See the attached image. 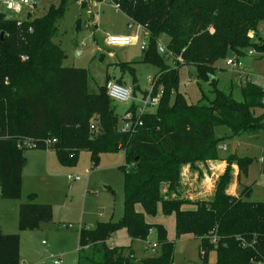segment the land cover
I'll return each mask as SVG.
<instances>
[{
    "label": "trees",
    "instance_id": "obj_1",
    "mask_svg": "<svg viewBox=\"0 0 264 264\" xmlns=\"http://www.w3.org/2000/svg\"><path fill=\"white\" fill-rule=\"evenodd\" d=\"M109 1L140 27L147 41L142 62L159 68L150 83L152 96L159 97L155 111L137 114L132 104L124 122L130 126L124 131L105 86L91 92L87 70L64 65L66 54L54 43L58 25L71 4L80 2L85 9L88 1L60 0L45 16L31 19L28 14L25 21L0 13V198L21 199L28 149L53 152L64 167L74 166L82 152L97 164L101 155L123 151V218L78 229L76 264H174L175 245L166 229L146 219L156 217L158 210L175 216L177 239L189 235L201 240L205 262L207 253L215 251L216 264L264 263V203L250 201L252 189L243 185L239 196L228 195L229 168L209 200L190 201L179 192L183 165L226 159L242 172L249 163L232 152L221 156L225 152L218 148L215 128L227 127L231 139L256 136L264 128V114L255 113L264 110V88L241 82L238 102L231 90L217 89L215 72L217 63L230 55L244 57L249 48L262 52L258 39L264 0H175L167 20L168 0ZM79 25L77 21V30ZM161 35L169 37L166 47L172 58L158 53ZM186 65L195 67L200 82L213 87L215 97L208 105L189 104L178 91L180 69ZM119 66L133 71L131 63ZM18 218L20 231H35L52 223L53 209L30 194ZM120 229L126 230L130 244L109 246ZM151 235L157 255L138 257L132 244L147 242ZM20 253L19 234H0V264H20Z\"/></svg>",
    "mask_w": 264,
    "mask_h": 264
},
{
    "label": "rangeland",
    "instance_id": "obj_2",
    "mask_svg": "<svg viewBox=\"0 0 264 264\" xmlns=\"http://www.w3.org/2000/svg\"><path fill=\"white\" fill-rule=\"evenodd\" d=\"M10 0H0V13L10 20L25 21L28 14L31 19L45 16L51 8H58L60 0H32L23 4L19 9L8 11L6 3ZM88 1V7H81V3L71 4L63 20L58 25L54 43L59 45L66 54L64 65L87 70L89 80L88 88L93 93H98L112 80L130 88L134 105L145 97L151 90V80L158 74L159 68L142 62L143 48L142 36L139 29L134 26L129 29L132 21L109 0ZM80 21V30L76 24ZM96 25V29L92 28ZM88 26V27H87ZM94 29V30H92ZM264 26L261 27V30ZM252 33V32H250ZM110 35L135 36L136 41L129 47H107ZM255 40V36L251 38ZM169 43L167 35H161L158 45L166 46ZM260 43V40H259ZM246 49L244 54L248 50ZM235 55H230L232 59ZM228 59H226L227 61ZM226 61H220L216 66L217 89L223 92L231 90L233 98L241 102L242 96L237 85L240 76L237 70L227 66ZM244 70L255 75H264V57L253 59L240 56ZM131 63L133 71H128L125 77L129 84L108 77L113 69L119 70L117 64ZM171 65V62H167ZM125 71V72H126ZM194 66L186 65L180 69L178 91L185 95L189 104L208 105L214 99L213 87L208 83L200 82L196 77ZM174 96L172 98V102ZM120 121V128L129 129L130 124L124 123L128 119L126 112L131 108L127 104H111ZM156 108L150 109L155 111ZM136 111V109H135ZM149 111V112H150ZM256 115L264 114L263 109H257ZM230 131L225 126L215 128V136L220 141V146H226L227 151L221 156L231 153L233 144L237 145L235 154L237 159H248L246 172L240 171L237 165H229L226 159L217 161H198L181 167L179 192L182 197L190 201H203L214 196L217 184L227 168L230 169L232 179L227 194L239 196L240 186L244 189L250 187L252 194L250 201L264 203V128L254 136L245 133L240 137L231 139ZM38 152V151H30ZM40 159L41 155H37ZM126 165L125 154L101 155L97 164L92 163L90 154L82 152L78 155L74 166L67 169L61 165L50 167L54 177L24 179L22 201H10L14 204L25 203L29 195L34 194V199L40 203H47L53 209V221L43 225L35 231L17 233L21 236L22 256L27 264H76L78 261L79 235L81 225L94 228L99 222L119 221L123 218L124 210V172ZM64 167V166H63ZM47 172V171H46ZM239 177V179H238ZM79 178V181H75ZM165 191V185H163ZM188 208H191L188 207ZM141 210L140 207L137 208ZM10 213V210L7 211ZM150 224H160L167 231V238L174 242V264H216L215 251L207 253L206 262L201 253V240L193 236L176 238V218L174 215H164L158 210L156 217H147ZM68 227V228H65ZM155 236L151 235L149 242L155 243ZM130 238L126 230L120 229L112 237L110 245L127 246ZM133 250L140 258L153 257L157 252H152L143 241L134 242ZM252 264H264L254 261Z\"/></svg>",
    "mask_w": 264,
    "mask_h": 264
},
{
    "label": "built area",
    "instance_id": "obj_3",
    "mask_svg": "<svg viewBox=\"0 0 264 264\" xmlns=\"http://www.w3.org/2000/svg\"><path fill=\"white\" fill-rule=\"evenodd\" d=\"M32 0H10L6 3V10L13 11L19 9L23 4H28ZM129 29H132L134 27L133 24H129ZM137 27V26H136ZM140 30V27H137ZM249 38H253L255 35L254 33H249ZM261 41H264V30L260 34ZM137 37L135 36H111L107 39V46L109 47H129L132 45L133 42H135ZM142 48H147V41L145 39H142ZM158 53L163 55L166 58H172L173 55L171 52L168 51L166 46L163 45H157ZM259 52L256 49L248 50L245 54L246 57H253ZM226 64L228 67L237 70L240 80L242 83H245L246 81H250L258 86H261L264 88V76H257L253 75L247 71L244 70L243 64L240 61V57H234L232 59L227 58ZM180 61V59H179ZM151 83V82H150ZM106 92L109 97V99L114 104H127L131 106L133 101V92L130 90L129 87L121 85L116 83L115 81L109 80L105 84ZM151 90H149L148 94L145 97H142L140 101L136 102V113L137 114H144L145 112L150 111V109L157 107L159 102V97H153L151 94ZM264 104V101H263ZM125 131V130H124ZM50 144V142H48ZM219 150L225 152L227 151L226 146H220ZM75 180H80L79 178H75ZM210 241L213 244H216L217 238L216 236H213L210 234ZM148 245L147 249H150L152 252L157 251V244L156 243H150L149 241L145 242ZM54 264H62L60 261H55Z\"/></svg>",
    "mask_w": 264,
    "mask_h": 264
},
{
    "label": "crops",
    "instance_id": "obj_4",
    "mask_svg": "<svg viewBox=\"0 0 264 264\" xmlns=\"http://www.w3.org/2000/svg\"><path fill=\"white\" fill-rule=\"evenodd\" d=\"M111 36H115V35H110L109 37H111ZM259 40H260V47H261L264 44V41H261V38L258 39V42H259ZM107 47H109V46H107ZM261 57H264V52H261L255 56L249 57V58L258 59ZM117 65L119 66V64H117ZM119 68H120L119 70H117L116 68L113 69L111 72L108 73L107 76L110 77L111 79H115L117 81L121 80L122 82H124L128 85L129 82H128V79L125 77V74L129 73V72L126 71L125 69H122L120 66H119ZM251 74L255 75L254 73H251ZM259 76H264V75H259ZM240 83H241V81H240ZM30 151H38V152L32 153ZM37 155H41L40 156L41 158L38 159ZM103 155H112V154H103ZM24 156L26 159V163H25V166L23 169V175H22V188H23V184H24V179H27V180L30 178L39 179V178H43L45 176L49 177L50 174L52 177H54L49 170H50V167L56 165V163L59 162L58 157L55 153L45 151V150L28 149L25 151ZM59 164H60V162H59ZM61 167L65 168V169L68 168V167H63L62 165H61ZM238 179H239V177H238ZM75 181H78V180H75ZM10 201H20L21 202L22 199H20V200H5V199L0 198V234H4V235L18 234L17 232L20 231L19 230L18 215H19V208H20V205L22 203L19 204V206H18L17 204H14L13 202H10ZM38 203H40V202H38ZM40 204H47V203H40ZM8 210H10L9 214L7 213ZM81 227H86V226L81 225L79 227V229ZM65 228H68V227H65ZM20 232H22V231H20ZM24 232H27V231H24ZM110 242H111V240L108 243L109 246L115 247V246L110 245ZM136 242H138V241H136ZM20 264H27L26 261L23 259V256H22V246H21V253H20Z\"/></svg>",
    "mask_w": 264,
    "mask_h": 264
},
{
    "label": "water",
    "instance_id": "obj_5",
    "mask_svg": "<svg viewBox=\"0 0 264 264\" xmlns=\"http://www.w3.org/2000/svg\"><path fill=\"white\" fill-rule=\"evenodd\" d=\"M174 1L175 0H168V2H167V10H166V13H165V20L168 19L169 11H170ZM260 51L264 52V44L260 47ZM236 149H237V145L233 144L232 149H231V152H232L233 155L235 154V150ZM245 172H246V170H245Z\"/></svg>",
    "mask_w": 264,
    "mask_h": 264
}]
</instances>
